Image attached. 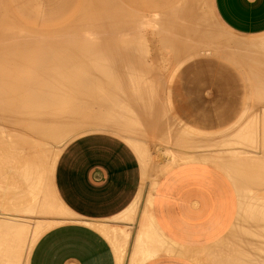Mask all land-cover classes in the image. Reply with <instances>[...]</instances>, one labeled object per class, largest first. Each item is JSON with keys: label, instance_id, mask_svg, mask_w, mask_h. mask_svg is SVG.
<instances>
[{"label": "crops", "instance_id": "1", "mask_svg": "<svg viewBox=\"0 0 264 264\" xmlns=\"http://www.w3.org/2000/svg\"><path fill=\"white\" fill-rule=\"evenodd\" d=\"M27 1L24 10L32 19L40 20L43 27L67 23L77 15L78 4L83 2L75 0L69 8L68 0ZM119 1L146 18L151 27L159 22L157 27L162 30L156 28L153 33L152 28L150 36H164L167 45L178 48L177 55L182 53L180 56L191 59L177 71L186 102L184 110L194 116L200 128L216 131L219 126L238 119L244 81L255 91L264 89V70L260 69L264 66V0H214L219 21L234 36L242 38H229L211 30L198 0H175L176 7L172 0ZM207 89L213 90L211 100L204 98ZM252 113L240 117L233 128L243 119L250 120ZM226 132L222 138L229 135L233 139L234 131ZM230 145L199 151L207 157L172 167L157 180L151 204L146 206L148 190L143 192L146 180L143 155L131 144L127 142L126 146L134 162L130 155L122 153L121 141L87 137L73 143L58 157L52 176L55 195L70 217L58 219L56 226L38 237L28 264H229V261L239 264V250L248 244L241 239L246 236L244 222H247V235L252 231L254 234L253 227L247 229L251 222L240 215V197L244 191L254 190V179L239 173L250 148ZM235 150L240 157L244 150L243 161L239 154L233 156ZM136 204L138 213L132 225L128 213ZM130 227L134 229V240L128 252L130 230L127 228ZM147 234L150 240L146 239ZM262 240H259L262 244L256 239L250 242L263 247ZM253 242V248H244L248 254L243 256L248 264L259 260L263 263L264 248L259 250ZM237 252L239 255H235ZM252 252L256 253L254 257ZM245 260L242 264H247Z\"/></svg>", "mask_w": 264, "mask_h": 264}, {"label": "bare ground", "instance_id": "2", "mask_svg": "<svg viewBox=\"0 0 264 264\" xmlns=\"http://www.w3.org/2000/svg\"><path fill=\"white\" fill-rule=\"evenodd\" d=\"M62 2L63 1H60V4ZM72 2L75 3V0H68L69 8H71ZM116 2L122 7V4L119 0H115V1L114 0H83V2L81 3L82 5H80V8L82 6L81 12L79 10L77 15L74 16L75 19H73V21H71L68 25L57 29L54 32V34H46V35L31 34L23 28H21L20 34L19 32L15 33L16 26H14L11 23L10 26L7 23L8 26H5L4 30L1 31L0 34L1 36V43H0V264H24L23 262L26 259V255L28 256L27 257V264H28L29 254L32 250V247L34 246V243L36 242V240L40 235L39 230H34L33 228H31L32 226L30 225L29 222L26 221V219L25 220H22V218L16 219L15 217H14L15 219H11L9 217L11 215L10 213L14 212L17 213V215L18 214L23 215V213H25L24 215H26V213L34 214L37 212H41L47 215L54 214V211L52 212V208H51L52 203L48 197L46 198L47 194L46 193L44 194L45 191L43 189V182H42V177H43L42 175H43L45 163L46 161L49 162L50 160H52V158H54V155H52L54 152L50 151L51 146L58 147L60 144L66 141L65 140L66 136L67 138H72L79 132L82 133L88 131L105 130V131H114L119 134L125 133L129 136L141 135V134L147 136V134L151 135V132L149 131L153 127L155 129L157 128L154 131L165 133V135L166 133L168 134L169 132L171 133V131H173L172 125H170L169 122H164L162 117L160 116L159 114L161 111L160 108H155L156 106L158 107V104L156 103L157 104L156 105L153 100V98L155 97L154 95L157 93L156 90L157 86L154 83L155 89L152 90L150 89L153 88L151 87V82H149L147 78V75H149L150 72L149 73L146 72L148 74L145 76L144 71L141 73H140L141 70L137 72L138 68L136 71H134L133 69L134 71V72L132 71L133 73L132 72L128 73L130 69L129 70L127 69L128 74L125 75L123 73L124 75H122V57H123V61L125 60L127 61L126 63H129L128 61H130L132 56L131 54L132 49L130 50L131 46H129V48L126 47V49L124 50L126 55L125 56L123 55L122 46L124 47V45H122V37L130 32L129 30H127L128 29L127 27L130 28L131 26L130 24L132 23L133 20L132 18L130 20V18L127 16L125 18H122L123 16L122 8L121 11L115 10ZM61 7L63 6L61 5ZM180 17H183V15L181 14ZM53 18L55 19L57 17L55 16ZM126 18L128 19V21L126 20ZM175 18L173 19L175 20ZM137 21L139 20L137 19ZM145 21L143 20V23ZM168 21L166 22L170 23L169 19ZM178 21H179L178 19L175 20V22ZM181 21L183 22V20ZM134 22H136V19H134ZM182 22H179V25L183 26ZM128 23H130L129 26H127ZM153 24L154 27L160 28L157 27L160 24L159 22L158 25L157 22L156 24L155 23ZM162 24L163 23H161V25ZM174 24L177 25L178 23H173V25ZM140 25L141 22L139 25L137 24V27H140ZM142 25L139 29L143 28L145 32L143 30L142 31L144 33H147L148 30L146 31L145 29V27H147L146 26L147 24L145 26ZM150 25L151 24H148L147 28L152 30L153 26L151 27ZM149 26L151 28H149ZM137 29L132 30V32H137V33L141 32L138 31L139 29L138 30ZM89 33L91 34V36L93 35L95 37H98V39L104 37L110 43L108 42L109 44H105V42L107 41H105L104 39H100V40L95 39V41H92L93 39L90 35H88ZM122 33H125V35H122ZM153 33H154V29H153ZM81 38H83L82 42L85 43L81 44L80 43L81 41H79V44H81V46L84 45L87 46L86 49L84 50L80 49L78 47L79 45H76L78 43L76 42V40ZM11 39L12 42H10ZM99 46H102L104 52L105 50L112 51V55H111L112 58L108 63L102 61L97 64H92V61H90L91 62L90 63L89 59H94V57L92 58L95 52L94 49L96 48L97 50L98 49L97 47ZM148 47L149 46H147L146 49H148ZM145 52L146 54L148 53L146 50ZM163 58L164 57H162V59ZM132 60H135V58ZM262 60L264 61V59ZM84 61L87 62L85 63ZM259 62L262 63V61ZM150 66L152 67V64ZM136 67L137 66H135L134 68ZM255 67H257V65ZM263 67L260 68L262 71L264 70L262 69ZM147 69H149V67ZM152 69L151 72H153ZM256 70L257 69H255V71ZM256 74L255 76H257ZM156 77L157 75L155 76V78ZM151 80L153 86V81L155 80H153L152 78ZM262 91H264V89H262L261 92ZM261 92H259L260 95L258 93V96L261 97L262 99L264 98L263 97L264 92L263 94ZM90 98H92V101L90 100ZM95 98H98V100H100L102 104H100V102L96 104ZM83 100H85L86 102L85 101L83 102ZM73 101L74 103H72ZM80 101L82 102L81 104L85 103V105H82L85 108L81 107V104L79 103ZM258 101L260 102V100ZM76 102L79 103L78 104L80 106L79 110H83V111L79 112L78 105L77 104H76L77 106L75 105ZM91 102H92L91 104L92 107L93 106L97 107L98 105L100 108L101 106L106 107L107 105L108 106L106 107L107 109L110 106L108 110H112V108L115 107L114 108L115 110H112L114 112L111 111L110 116L108 115L110 114V112L106 108L101 107L103 110L105 109L107 110L106 113L109 117L100 121V123L95 127L94 126L88 127L89 125H85L83 121L86 117L84 118V116L80 114L83 112L85 113L86 112L85 110L88 111H92V109L93 111L95 110L94 109L95 107L89 110L90 109L89 107H91L90 105ZM263 102L262 101L260 102L262 103V110L264 109ZM110 104L112 106L114 105V107H112ZM69 105L71 106V109H68ZM87 106L89 109L86 108ZM67 109L70 111L68 112ZM103 110L101 112H103ZM96 111L98 112L99 109L95 110V113L97 114ZM85 114H87V112ZM263 115L264 113L259 116L251 117L249 122H247L241 130L238 128L239 130L234 131L235 134L232 135L233 139H231L230 138L231 136L229 135L226 136L227 139H225L226 137H224L226 142L222 141L224 140L223 138L216 141L217 139L216 140L198 139L197 137H191L188 139V141H186V144L191 149L207 147L217 143L223 146L227 145L226 147H228V145L231 147L230 144H234V145L236 144L237 147L239 145V147L246 146V147H250V149L253 148L251 150L252 152H254L255 156H259L261 154L263 155L264 154V123H261V116ZM156 132H154V134L152 133V135H156V134L159 135ZM171 134H173V132ZM228 139L229 142H227ZM241 151L243 154L242 157L246 154L252 156V153L250 155V152L249 153L245 152L246 154H244L243 152L244 150ZM236 153L233 154V156L234 155L238 156L239 153L237 151ZM142 155H143L142 158H143L144 166L147 167L146 155L145 153L144 154L142 153ZM240 155L241 154H239V158H241L240 161H243ZM168 159L171 158L169 157ZM198 160L200 159H186L181 161V158L173 157L174 162L181 161V163L192 162V161L194 162ZM236 161L239 162V160ZM206 162H208L207 159ZM243 162H244V166L242 165L243 166L242 169L240 166L237 167L240 168L242 171L243 169L245 170L243 172H245V175L247 177L249 176L248 177L249 180L250 178L251 180L254 179L255 188L263 186L264 170H261L263 167L259 169L258 166H255L254 160L250 159L249 157L248 158L245 157V160ZM247 169H249L250 171L249 172L247 171L246 173ZM242 171L239 172L241 175H242ZM241 189L242 188L240 186V192H242ZM244 193L245 194L241 195L240 197L241 199L240 215H242V213L246 214L250 212L249 215L251 216V213L253 212L252 215H254L256 218L251 216L253 217L252 218L253 221H251L250 218L251 223L249 224H252V222L254 223L252 224V226L247 224V227L250 226V228L248 227L247 229H251L252 227L255 228V229L252 228V230H254L255 235L253 234L252 230H249L250 232L252 231L251 233L252 235L251 234L247 235L246 232L248 231L246 230L245 239H243L242 236L241 239L243 241L245 240L244 242L248 241L249 245L247 244L244 246L243 244L244 248L246 246L248 247L250 246L253 248L254 244L252 245L251 243L253 241L250 242V240L254 239L253 235L255 239L256 236L258 237L260 236L259 240H261L260 238H262L263 239L262 241L264 242V237H263L264 235L261 237L262 234L258 232L259 230L261 231L260 228L264 224V200L256 197V195L253 194L251 190H249V192L247 193L246 191H244ZM137 213H138V205L136 204L128 213L129 219L133 221ZM258 214L262 215L263 219L261 218V216H258ZM13 215L15 216L16 214ZM245 216H246L245 217L246 220L247 218L250 217V216L247 217V214ZM260 219L263 220L261 222L262 225L259 223L261 221ZM257 220H259V222ZM256 221L257 223L255 224ZM244 223L246 224L247 222ZM258 223L260 225H258ZM245 224H243L244 231L246 229ZM258 227L260 228L258 229ZM263 227L264 226H262V229ZM239 232H241V230ZM257 233H259L260 235ZM239 235L237 237H239ZM30 236L32 237L33 240L31 244H29ZM146 239L150 240V236L148 234ZM259 240L257 238L256 242H258ZM259 243H258L259 247L257 243H255V245L259 250L260 249L262 250V248H264V245L262 247L260 245L262 243L260 244ZM239 245L241 246V244ZM244 248L242 247V249ZM242 249L239 250L240 256H238V258L241 257L245 260L244 256L245 257L247 256L244 254H248V253L247 250L245 249L242 250ZM255 250L256 248H254V251ZM259 250L258 253L256 251L255 252L257 254H261V252L264 253V249L261 252ZM244 251H246V253ZM234 252L235 251H233V253ZM256 253L252 252L251 254L254 257V254ZM237 254L238 252L235 255ZM262 255L264 256V254ZM240 259L239 261H237V263L240 262L239 264H242L243 259L242 260ZM248 259L251 260L250 257ZM263 261L264 260L262 259V262ZM245 262H247V264L250 263L247 261V259L245 260ZM230 263L231 262L229 261V264ZM257 263L258 264L261 263L260 260ZM261 264H264V262Z\"/></svg>", "mask_w": 264, "mask_h": 264}, {"label": "rangeland", "instance_id": "3", "mask_svg": "<svg viewBox=\"0 0 264 264\" xmlns=\"http://www.w3.org/2000/svg\"><path fill=\"white\" fill-rule=\"evenodd\" d=\"M198 2H200V9H202L203 15L207 20L206 23L207 24L209 23V28L211 30H213L215 33H221L224 36L229 37V38H233V37L242 38L239 36H234L231 33V31H229L226 27H224L222 25V23L219 21V19L216 16L215 10H214V0H198ZM27 3H28L27 0H0V34H1V31L4 30L5 26H8V24L10 26V23L13 24L14 26H16L15 27V33L19 32V34H20L21 28H23L31 34H45V35L46 34H54V32L57 29L68 25L71 21H73V19H75V18H73L70 21H68L67 23L62 24L60 26L43 27L44 24L40 20H34L29 16L28 13H26V11L24 10V7L27 5ZM115 4H116V7H115L116 11H121V8H122V14H123L122 18H125L127 16L130 18V20H131V18L133 20L131 24L128 23V25H127V26H129V24L131 25L130 28L127 27L128 28L127 30L130 31L128 33L129 37H128V34L125 35V33H122V35L126 36V37L125 36L122 37V45H124V47L122 46L123 55L124 56L126 55V53L124 51L126 49V47L129 48V46H131L130 50L132 49L131 50L132 56H131L130 61H128L129 63H126L127 61H125V60L123 61V57H122V75H124V74L126 75V74L132 72L133 69H134V71H136L137 68H138L137 72H139L140 70H141L140 73L144 71L145 76L150 72V74L147 75L149 82H151V87H153L150 89L151 90L155 89L154 88L155 85L157 86V89H156L157 93L154 91L156 94L154 93L155 97L153 98L154 103L158 104V107L156 106L155 108H160L161 111L159 114L162 117L163 121L169 122L170 125H172L173 131H171V133L173 132V134H171L169 132L168 134L166 133V135H165V133H161L158 131L156 132L154 130H156L157 128L155 129L154 127L152 129H150V131H149V132H151V135L147 134V136L144 134L132 135V136L130 135L129 136L125 133L119 134V133L114 132V131H105V130H103V131H88V132H82V133L79 132L78 134H76L72 138H67V136H66V138H65L66 141L64 143L60 144L58 147H56V146L52 147L51 146L50 151L54 152L52 154V155H54V158H52V160H50L49 162L46 161L45 166H44L43 175H42L43 176L42 182H43V189L45 191L44 194L46 193L47 194L46 198L48 197L49 200L51 201V203H52L51 208H52V212L54 211V214L47 215V214H43L41 212H37L34 214L26 213V215H24L25 213H23V215L22 214L17 215V213L13 212V213H10L11 215L9 216L11 219H15V218L16 219L22 218V220L26 219V221L29 222L30 225L32 226L31 228H33L34 230H39L40 235L42 233H44L45 231L50 230L52 227L56 226L58 224V219L70 217L69 212H67L64 209V207L60 204V202L58 201V199L55 195V191H54L53 183H52V176H53V169H54V166H55V163H56L58 157L60 159L62 153L69 146H71L73 143L81 141V140H85L87 137H95V138H100V139H113V140H116L119 142L121 141L122 142V153H124L126 155H130V158L133 162L135 160L132 157L133 155L130 154V152H128L129 148H127V146H126L127 142L129 144H131L140 154L145 153V155H147V167L144 168L145 173H146V180L144 182L145 184H143L142 186L144 188L143 192L148 190V196L146 198V206H150L151 194H152V191H153V189L157 183V180L162 175H164L168 170H170L174 166L181 165V164L185 163V162L181 163V161H183V160H186V159H202L204 157H207V155H205L201 152L198 153L199 151L206 150V149L207 150H214L216 148L222 147V145L217 143V144L210 145L207 147L194 148V149L192 148L191 149L186 144V141H188L189 138L197 137L198 139H215V140L217 139L216 141H218L219 139L222 138L223 132L227 133L226 131L232 132V131H237L239 129L241 130L243 128V126L247 122H249V120H247V118L243 119L233 128V126L238 121V119L240 117H242L244 114L257 112L255 114H253V113L252 114L254 116L262 115V112L260 110V109H262V108H260V106H262V105H259V101H258L261 99V97L258 96V93L261 91H255L253 88H250V86L247 87L248 81H244V83H241V85H242V90H241L242 96H241V104L239 105L238 119H235L233 122L219 126L218 127L219 130H216V131H205L204 129L200 128L197 125V123L195 122L194 116L188 115L187 111L184 110L186 107V102L182 98V96H184L183 95V89L179 83L180 77H179V72L177 71L180 68L181 64H184V65L188 64L191 62V59L187 58L185 56H180V55H182V53H179V55H177L178 48L177 47L174 48L172 46L167 45L166 40H165L166 38L164 36H162L161 38L160 37L154 38L153 36H150V29L147 28L148 27V22H147L148 20L146 18H144L140 14H137L136 12L126 8L123 5L121 7L119 4H117V2ZM135 4L136 3H132L131 5H135ZM171 4L173 5V7L177 6V3L175 0H172ZM78 5H82V4H78ZM81 8H82V6H81ZM81 8H79L80 12L82 10ZM135 9H137V8H135ZM134 19H136L137 23L134 22ZM137 19L139 21H137ZM126 20L128 21L127 18H126ZM143 20L144 21L146 20V21L143 23ZM133 22L136 25H134ZM140 22H141V25L143 23L144 26L147 24L146 25L147 27H145V29H146V31L148 30V32H149V33L147 32L148 35H147V33H144L145 31L143 30V28L139 29L141 27V25H140V27H137V24L139 25ZM134 26H136L139 30ZM149 28H151V27L149 26ZM134 29L135 30L137 29L138 31H141V32H138V33L132 32V30H134ZM153 29L155 30L156 27H153ZM88 35L91 36L90 33ZM91 37L93 39L92 40L90 38L92 41H95V39L96 40L104 39L105 41H107L104 37H101L99 39H98V37H95L93 35ZM221 37H223V36H221ZM82 39L83 38L77 39L76 42H78V43L76 45H79L78 47L80 49L84 50V49H86L87 46H85V45L81 46V44L85 43V42H82ZM79 41H81L80 42L81 44H79ZM10 42H12V39ZM108 42L109 41L105 42V44L110 43V42L109 43ZM0 43H1V36H0ZM147 46H149L148 49H146ZM211 47H214V46H211ZM97 48H98L97 50H96V48L94 49L95 52L92 56V58L94 57V59H89L90 58V56H89V58H88L89 62L92 61V64H97V63H100L102 61L108 63L112 58V56H111L112 51L105 50V52H104L102 46H99ZM255 48L257 49L258 46H255ZM138 49H139V51H138ZM145 50L148 52L147 54H146ZM109 53H110V55H109ZM143 53H144V55H143ZM136 55H137V57H136ZM162 57H164V58L162 59ZM134 58H135V60H132ZM136 59L140 60L141 62L136 60ZM223 59L225 60V58H223ZM158 60H159V63H158ZM87 61H84V62L86 63ZM225 61L230 62L227 59ZM133 62H134V64H133ZM153 63H155V64H153ZM151 64H152V67L155 65L153 67V69L150 66ZM124 66H125V68H124ZM135 66H137V67L134 68ZM148 67H149V69H147ZM127 69L128 70L130 69V70L128 71ZM151 69L153 70L154 73L151 72ZM156 70L157 71L159 70V71L157 72ZM127 71H128V73H127ZM146 72H148V73H146ZM156 75H157V77L155 78ZM151 78L153 80H155V81H153V86H152ZM154 83H155V85H154ZM244 84L246 85V87L244 86ZM263 92L264 91H262L261 93L263 94ZM203 94H204V98H206V100H211L213 98V90L212 89L204 90ZM259 95H260V93H259ZM263 95H261V96H263ZM90 100L92 101V98H90ZM93 100H94V98H93ZM95 100H96L95 101L96 104L100 102V100H98V98H95ZM74 101H76V100H74ZM74 101L72 103H74ZM84 101L85 100H83V102ZM77 102L75 103V105L82 103L81 101L79 103H77ZM159 102L161 105L159 104ZM95 103H94V105H95ZM91 104H92V102L90 103V105ZM100 104H102V103L100 102ZM82 105H85V103L81 104V107H83ZM88 105H89V102H88ZM103 105H105V104H103ZM79 107L80 106L78 105V110H79ZM93 107H95V106H93ZM93 107L91 105V107H89L90 109L88 108V106L86 108L91 110ZM101 107L103 108L104 106H101ZM106 107H108V106L106 105ZM106 107H104V108H106ZM112 107H114V105ZM83 108H85V107H83ZM96 108L99 109V111H98L99 113L96 111L97 114L95 113V110H98ZM100 108L97 105V107L94 108L95 109L94 111L92 109V111L85 110L87 112V114H85L86 112L80 113L82 116H84V118L86 117L85 119L83 118L84 119L83 123L85 125H89L88 127H93V126L95 127L100 123V121L108 118L111 115L112 110H115L114 109L115 107L112 108V110H108L110 108V106L108 109L106 108L110 112V114H108L109 115L108 116L106 113L107 110L106 109L103 110L102 108L101 109ZM68 109H71L70 105H69ZM102 110H103V112H101ZM69 111L70 110H68V112ZM80 111H83V110H79V112ZM112 112H114V111H112ZM101 114L103 115V117ZM155 116H157V115H155ZM263 117H264V115L261 116V123H264V122H262V121H264ZM154 132L158 133L160 136L157 135L156 133L155 134L157 136L152 135V133L154 134ZM122 138H123V140H122ZM171 139H173V140H171ZM124 140H126L127 142ZM262 141H263V138H262ZM166 145L169 147H167ZM251 149H253V148H251ZM251 153H252V156H249V158L254 160L255 166H258L259 169L262 167L264 168V160H263L264 154L263 155L261 154L259 156H255L254 152H252V150L250 152V155H251ZM169 157L171 159H168ZM173 157L181 158V161L174 162ZM263 168L261 170H264ZM247 171L249 172L250 170L247 169L246 173H247ZM243 173H245V172L242 171V174ZM252 193L255 194L256 197L264 200V185L261 187H257V188L254 187V190L252 191ZM240 210H241V199H240ZM249 213H246L247 217L250 216ZM252 213H251V216L256 218L254 215H252ZM258 213H260V212H258ZM13 214H16V215L14 216ZM246 214L242 213V217L244 219L246 217L245 216ZM262 215L258 214V216H261V218L263 219ZM251 216L249 218H247V220L249 219V222L253 221L252 220L253 217H251ZM250 218H251V221H250ZM262 219H260L261 220L260 222H259V220H257L261 225H262L261 222L263 221ZM257 221L255 222V224L257 223ZM122 223L130 224V222H128V221H122ZM253 223L254 222H252V224ZM259 223H258V225H260ZM131 224L134 225L135 224L134 221L131 222ZM262 226H264V224ZM262 226H261V228L258 227V229L259 228L261 229V231L260 230L258 231L260 234H262L261 237L263 236V233H261V232H263V230H264V227L262 229ZM131 227H133V226H131ZM131 227L127 228L130 230L128 252L130 251V249H132V244H133L132 242L134 240V235H133L134 229ZM253 229H255V228H253ZM245 232H246V230H245ZM39 233H38V235H39ZM259 233H257V234H259ZM254 235H255V233H254ZM259 237L256 236V239L258 238V240H259ZM254 239H255V237H254ZM260 239L262 240V238H260ZM32 241H33L32 237L30 236L29 244H31ZM28 254H29V252H28ZM127 255H128V253H127ZM27 257L28 256L26 255V259L23 262L24 264H27Z\"/></svg>", "mask_w": 264, "mask_h": 264}]
</instances>
